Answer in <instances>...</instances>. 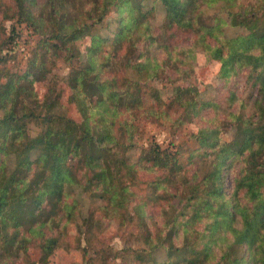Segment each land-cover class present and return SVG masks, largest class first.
<instances>
[{
    "label": "trees",
    "instance_id": "16d2710c",
    "mask_svg": "<svg viewBox=\"0 0 264 264\" xmlns=\"http://www.w3.org/2000/svg\"><path fill=\"white\" fill-rule=\"evenodd\" d=\"M160 1L169 38L161 45L167 54L163 60L136 55L141 42L156 41L150 20L154 7L148 0H0V64L6 62L4 52L14 40L6 21L26 24L39 36L44 54L51 51L70 64L64 88L72 91L81 117L66 112L57 82H50L41 96L29 80L30 71L23 75L8 71L0 81V264L21 259L26 264H50L69 239L67 225L77 224L82 233L78 220L91 224L82 215L75 186L103 201V216L131 223L135 218L129 208L142 188V168L159 171L146 188L153 192L162 188L169 200L179 198L185 202L179 212L189 214L185 222L204 226L196 239L185 235L182 246L168 245L172 258L153 259V264H264V0L238 11L231 7L233 0ZM215 7L219 12L213 23H205L206 9ZM114 9L120 19L125 13L128 22L107 48L106 38L94 29ZM220 12L247 32L228 36V21ZM87 38L91 44L82 51L78 42ZM186 39L190 40L184 45ZM39 53L36 49L33 64L39 76L46 77L50 68ZM199 55L219 63L221 78L245 71L257 92L253 114L242 112L243 100L239 112L232 114V140L221 142L216 129L200 131L199 143L212 152L211 168L202 179L190 181L179 179L183 165L177 153L158 144L143 148L137 162L128 153L140 137L135 122L164 114L157 103H147L148 96L160 97V90L149 84L154 76L150 67L156 66L157 80L171 70L187 81L176 87L172 104L188 115L198 111L194 94L198 87L193 82L198 80ZM123 66L135 71L137 79L128 77ZM230 98L238 96L233 93ZM35 124L41 130L34 136L30 128ZM239 156L242 175L228 195L226 171ZM240 198H248L250 204ZM133 206L140 221L142 200ZM184 216L180 213L181 219ZM143 242L157 250L153 237H144ZM31 250L39 252V261Z\"/></svg>",
    "mask_w": 264,
    "mask_h": 264
},
{
    "label": "rangeland",
    "instance_id": "374dc122",
    "mask_svg": "<svg viewBox=\"0 0 264 264\" xmlns=\"http://www.w3.org/2000/svg\"><path fill=\"white\" fill-rule=\"evenodd\" d=\"M255 2L256 0H233L232 6H230L234 11H238L242 5H252ZM148 3L154 7L150 20L156 41L152 44L148 40L141 42L137 47L136 55L143 53L145 57H157L159 60H163L167 54L161 45L165 40H169L164 27L166 10L160 0H148ZM218 12V7L206 9L205 23H213L214 16ZM220 13L228 21L225 25V32L228 36L247 32L242 26L232 25L227 13ZM125 16L123 13L120 19L119 12L114 9L105 23L95 27L94 33L106 38L107 48L112 47L113 40L118 37L119 31H122L127 24ZM6 26L9 33H14V40L9 43L4 52L7 55V60L0 64V81L5 80V73L8 71L20 75L30 71L32 74L29 80L33 82L41 96L46 93L50 82H57L58 89L63 90L64 93L63 102L66 112L80 120L77 107L71 100L72 91L67 87L64 88L66 78L71 70L70 64L62 56H57L51 51L44 54L43 50L38 47L39 36L26 24L20 23L18 20H9L6 21ZM12 28L15 29L14 32H11ZM180 37L183 36L180 35ZM189 40H183L182 43L187 45ZM90 44L91 38L78 42L82 51L88 49ZM36 49L40 52L41 59L48 62L50 71L46 77H40L36 65L33 64ZM219 67V63L207 61L205 56L199 55L195 71L198 80L193 82L198 87L194 92L199 101L198 111L188 115L184 114L182 109H178L176 104H172L176 87L187 85V81L181 80V76L171 70H166L162 79L157 80L154 77L156 66L150 67V76H154L149 84L160 90V97L155 99L148 96L147 103L151 105L157 103L159 107H162L161 112L164 114L151 115L135 122L138 125L140 137L136 147L128 153L133 162L138 161L143 148L158 144L163 149L177 153L183 165L179 179L200 180L208 173L211 168L210 153L212 152L210 148L203 147L199 143L200 131L216 129L221 142L232 140L234 134V125L231 122L232 114L239 112L241 100L244 101L242 112L246 116L253 114L252 101L257 92V87L252 86V81L247 80L245 71L228 78H221ZM122 70L128 77L137 79V73L132 69L123 66ZM188 76L192 77L191 74ZM233 93L238 96L235 100L230 98ZM203 100L213 101V103L202 106ZM40 130L41 126L35 124L31 126L30 133L35 136ZM234 160L233 165L226 171L225 192L228 195L232 193L236 179L242 175L241 156ZM10 165L14 166L13 157L10 158ZM158 172V170L140 169V177L143 182L142 188L134 197L135 202L129 208L135 218L131 223H121L114 215L103 216L100 210L103 201L97 197L88 196L81 191L80 187L75 186L74 192L80 203L82 215L87 217L91 224L85 223L80 218L78 222L82 223V233H80L77 224L67 225L66 232L69 239L51 257L50 264H153V259L164 261L172 258L167 248L171 243L182 246L185 235H188L191 240L196 239L204 226H201L200 223L185 222L189 217L187 210L179 212L185 202H181L179 198L169 200L170 198L163 196L162 188H157L156 192L146 188V182L156 179ZM262 192L264 195V188ZM139 200H142L144 209V217L140 221L137 219V212L133 206ZM239 202L250 204L248 198H240ZM172 203L176 204L178 208L173 207ZM169 204L171 205L169 206ZM180 213H185L182 219ZM147 236L153 237L158 242L157 250L149 248L143 242L144 237ZM31 253L34 260L39 261V252L31 250ZM17 264L26 263L21 259Z\"/></svg>",
    "mask_w": 264,
    "mask_h": 264
}]
</instances>
